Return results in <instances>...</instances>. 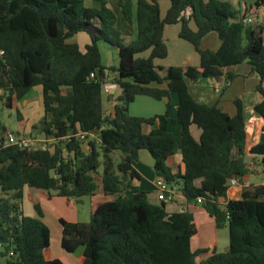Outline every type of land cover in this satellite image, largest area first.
I'll list each match as a JSON object with an SVG mask.
<instances>
[{"label":"trees","instance_id":"16d2710c","mask_svg":"<svg viewBox=\"0 0 264 264\" xmlns=\"http://www.w3.org/2000/svg\"><path fill=\"white\" fill-rule=\"evenodd\" d=\"M95 1L93 8L85 0H0V100L13 110L40 87L45 116L34 130L46 140L40 148L6 145L9 133L24 135L10 132L0 116V257L7 264H64L47 258L50 228L24 213V188L30 187L78 203L99 190L107 198L92 207L89 223L61 221L63 249L82 247L84 264H264V184L221 203L229 182L248 175L258 157L264 168V127L249 164L242 100H235L231 116L218 103H199L189 89V82L220 78L224 69L247 63L259 78L256 90L263 100L254 111L264 120V24L245 25L223 0H169L164 19L163 0H119L127 35L135 26L125 44L108 1ZM255 6L264 8V0ZM177 24L180 39L198 53V66H156L168 57L166 26ZM80 33L91 40L84 52L71 42ZM211 33L221 42L215 51L201 47ZM103 43L118 52L117 67L103 65ZM110 79L120 95L107 115L103 89ZM172 93L179 97L172 122L182 126L180 136L167 128ZM138 96L165 101V114L132 116ZM17 123L25 125L18 108ZM192 125L202 130L198 141ZM141 151L150 153L156 178L185 198L183 211L168 213L166 202L151 203L134 185L141 179L134 167ZM198 199L216 227L229 230L228 250L214 249L199 262L210 251L191 248L198 233L191 207ZM34 207L42 216L40 206Z\"/></svg>","mask_w":264,"mask_h":264},{"label":"crops","instance_id":"0c3cea01","mask_svg":"<svg viewBox=\"0 0 264 264\" xmlns=\"http://www.w3.org/2000/svg\"><path fill=\"white\" fill-rule=\"evenodd\" d=\"M109 3L110 9H112L116 16H117V27L124 32L126 35H123L124 38V43L125 44H130L131 42H127L125 40V36H128L129 28L127 22L124 20L121 10L119 8V0H107ZM226 1V0H223ZM238 4L240 3L239 0H236ZM228 2V1H227ZM233 2V1H232ZM86 6L88 7H97V3L95 0H88L86 3ZM171 5V4H170ZM256 7V6H255ZM237 11L241 10L240 5L236 7ZM250 7V11L253 10ZM249 10L248 8L245 9V11ZM168 12V11H167ZM167 15V13H166ZM162 17V16H161ZM166 17V16H165ZM244 16H242L239 19H242ZM164 19V18H162ZM168 27H174L175 30L173 32L179 37L181 26L180 24L177 25H169L166 26L165 29V34L168 31ZM131 33V37L133 38V35L135 34V26L133 27V32ZM129 33V34H130ZM212 34V33H211ZM216 34V33H215ZM217 35V34H216ZM208 36V35H207ZM218 37V36H217ZM182 40V39H180ZM71 42L78 43L80 49L84 52L85 48L87 45L91 43L90 37L86 33H80L73 37L71 39ZM221 42L218 38L217 42V48L216 50L220 47ZM194 48V47H193ZM197 53V52H196ZM149 54H146L148 56ZM165 60V59H163ZM157 60L155 61L156 66L161 67V65L158 63ZM200 62V57L197 53V60L194 59L193 56H189L187 59V66H198ZM103 63V61H102ZM104 66L108 67L103 63ZM185 66H176V67H187ZM242 66V67H240ZM171 67V66H169ZM240 69H243V71H238V72H244V75H241V73H231L230 68L224 69L223 70V75L220 78H207V79H201L197 83L189 82V89L192 95L195 97V99L202 104H207V105H212L218 103L219 106L229 115L234 116L236 114V106L234 104L235 100H242L243 107H244V114L246 116V112L249 110V113L252 115V118L250 121H246V131H247V147H246V155H247V160L250 164L252 158L250 156V150L251 148L256 145L260 141V136L264 127V120L254 111V107L262 102L263 96L257 92L256 87L259 84V78L258 76L252 72V68L249 64L244 63L241 65H238ZM165 68L166 67H162ZM168 68V67H167ZM228 74H234L235 77L233 80L229 79ZM243 74V73H242ZM162 76V75H161ZM164 76V75H163ZM243 78L247 79L249 78L250 80L244 81V88H243V97L242 99L239 97H230L228 102L230 103L229 107H225L224 102H225V94L227 90L231 87H233L236 79L238 78ZM249 81L250 84L247 86L246 82ZM110 84L112 86V95L113 97L106 98V103H105V109L106 111H110L113 108L114 101L117 99V97L120 95V90L119 88L113 83V81L110 80ZM228 88V89H227ZM141 97V98H140ZM108 98V99H107ZM140 98V101L143 99H153L147 96H138L134 103L137 101V99ZM42 100V89L37 87L31 90L29 95L23 100L22 106L27 108L29 105L35 102H39ZM154 100V99H153ZM139 101V100H138ZM152 100H148V102L143 101V104H145L146 107H148L149 112L152 110L151 107L156 106ZM157 101V100H155ZM43 102V101H42ZM162 103L164 106L158 107L157 110H160V114L158 115H163L166 112V102L165 101H158ZM16 108L22 109L21 104L19 102H16L15 104ZM178 106H179V97L178 94L172 93L171 95V109H170V117L167 122V128L168 131H170L172 134L175 136H180L182 133V126L179 124H173L172 120L177 117V111H178ZM162 107V108H161ZM165 107V111H164ZM162 110V111H161ZM23 112L26 113L24 110ZM137 116V115H136ZM141 117V116H138ZM146 117V116H145ZM246 120V117H245ZM254 120L255 124L253 126H248V124ZM191 133L193 137L198 141L200 140V137L202 135V130L199 129L196 125L191 126ZM19 131L24 134L27 131V126L25 127H19ZM39 141H42L45 143V137L41 135V138L38 139ZM142 152V151H141ZM141 159V156H140ZM139 159V160H140ZM181 156L177 155L174 158L175 161V167L180 164ZM261 162V157L257 158V163L253 164L251 163L249 165V174L246 175L241 181H238V183L234 186H229V189L227 191V196L223 199H221L222 204H226L230 200H238L242 196L243 189L252 185H263L264 184V168L263 166H259ZM140 163V161H139ZM142 164L134 163L135 169L140 173L141 179L140 180H134V185L140 188V190L147 192L148 193V198L151 203L153 204H160L161 202L158 201L157 198V192H156V175L153 171L148 172L146 170V167L140 166ZM146 178L149 181L146 180ZM260 179V180H259ZM201 181H197L196 185H200ZM171 199L166 202V210L168 213H176V212H181L185 209L186 207V201L185 198L182 197L180 194H178L176 189H173L171 191ZM106 197H104L103 193L101 190H99L94 197H91V205H90V210L92 209L93 206L101 204L106 201ZM83 201V200H82ZM27 202L29 203V208L26 209V204ZM84 202V201H83ZM38 204L42 210V216H40L37 211L35 210L34 205ZM78 201L73 198H64V197H59L54 193L48 192L46 190H39V189H34L30 187H25L24 188V197H23V206H24V213L26 216L33 217V218H40L43 220V222L50 228L51 233H52V238H51V249L50 253L48 255V259L50 260H61L64 264H84V255H83V248H78L76 251L70 253L63 249L62 247V239H63V226L61 221L64 220L68 223H84L87 224L89 222H81L79 220V216L76 215L75 211H73V214L71 209H76L78 205ZM191 211L194 213V219L195 223L198 228V233L197 235L192 239L191 241V248L193 251H196L198 249H205L210 251L208 254L200 255L197 257V262H199L202 259H205L207 256L212 254V251L214 249L217 250V252H225L229 248V230L228 228H222L218 229L215 224L214 218H212L201 206V204H197L195 206L191 207ZM91 214V213H90ZM50 224H53L54 226L57 225L56 231H53L52 227ZM59 225V226H58ZM199 226H203L204 228H208L209 230H213L215 227V230H222L224 231L226 235V240L223 243L224 245V251H221L219 249L218 242L212 243V241H207L203 240V242H200L199 239ZM56 237V238H55ZM54 238L57 239L58 242V247H61L58 252L54 251L53 243ZM54 241V242H53ZM197 241V243H196Z\"/></svg>","mask_w":264,"mask_h":264},{"label":"rangeland","instance_id":"374dc122","mask_svg":"<svg viewBox=\"0 0 264 264\" xmlns=\"http://www.w3.org/2000/svg\"><path fill=\"white\" fill-rule=\"evenodd\" d=\"M85 1H86V3L88 2V0H85ZM226 1H228L232 5V10L237 14L238 19L241 18L242 16L249 15L250 7H252L251 9L255 8V0H239L240 1L239 4L236 0H226ZM239 5L241 7V10L237 11L236 7ZM169 8H170V1L169 0H163L160 2V9H161L162 18H165L166 13L169 10ZM246 8H248L249 10L245 11ZM173 30H175L174 27H168V31L166 32V35L164 37V41H165L167 48H168V57L165 60L158 61V63L161 65V67L167 68L169 66H174V67L185 66V65L187 66L186 63H187V59L189 58V56H193L194 59L197 60V53H196L195 49L193 48V46L187 41L180 40L178 38V36L173 32ZM132 39L133 38L129 35L125 36V40L127 42H131ZM217 42H218L217 35L215 33H212V34H209L208 36H206L202 40L201 47L203 49H209V50L215 51L217 48ZM101 52H102V61L105 65H107L108 67H111V68L118 66V64H119L118 52L115 49H113L112 47L103 43L101 45ZM240 67H242V66H240ZM240 67H238V66L232 67V68H230V72L231 73H241V75H244V72H238V71H243V69H240ZM159 73L162 76L165 75V71H159ZM246 80H250V79L247 78ZM246 80L243 79L242 77L238 78V79H236L233 87H231L229 89L227 88L228 90L225 94V102H224L225 107H227V108L229 107L230 103L228 102V100L232 96L233 97H239L242 99L244 81H246ZM246 84L248 86L250 84V82L247 81ZM35 88H37V87H35ZM140 98L137 99V101L135 103L133 102L130 105V114L132 116H136V115H137V117L138 116H141V117L146 116L145 118H149V117H154V116L162 113V112H160V110H157L158 107L164 106V105H162V103L155 101L153 99H148V100H152L151 102H153L156 105V106L151 107L152 110L149 112L148 107H146L145 104H143V101L148 102V100L143 99L142 101H140ZM22 102H23V100L19 101V104H21V106H22ZM24 110L26 111V113L23 112ZM20 111H21V114L23 115L24 120H25V125L23 127L27 126V131L23 135L26 138H30V139L31 138L32 139L41 138V134H39L37 131H35L34 128L39 125V123L41 122V120L45 116L42 100H40L39 102L32 103L27 108L22 106V109H20ZM164 111H165V107H164ZM0 116H1V120L3 121L4 125H6V127L9 129L10 132L19 131L20 126L17 123V108H16V106L13 110H9L3 105V103L0 100ZM245 117H246V121L248 123V121H250V119L252 118V115L249 113V110L246 112ZM254 124H255V122H254V120H252L248 124V126H253ZM146 131H147V129H146ZM140 156H141V159H140ZM139 159L136 163L142 164L140 166L146 167V170L148 172L153 171L154 161H153V159H152V157L148 151L140 152ZM139 161H140V163H139ZM170 164L171 165L173 164V160L170 161ZM146 180L150 182V180H148L147 178H146ZM83 201L77 205L76 209L75 208L71 209V211H72L71 214H73V211H75L76 215L79 216V220L81 222H89L90 217H91V214H90L91 213L90 197L83 198ZM29 207H30L29 203L27 202L26 209H28ZM50 225H51L53 231H56L57 225L56 226H54L53 224H50ZM199 227H200L199 228L200 242H203V240L212 241V243L218 242L219 249L221 251H224L223 243L226 240V235H225V233H223L224 231L215 230V227L213 230H209L208 228H204L203 226H199ZM55 238H54L55 242L53 241L54 242L53 247H55L54 251L58 252V250H60L61 247H58V242H57V239H55ZM196 243H197V241H196ZM80 248H82V247H80ZM1 251H3V248L0 247V252ZM6 261H7V258L0 257V264H7Z\"/></svg>","mask_w":264,"mask_h":264},{"label":"built area","instance_id":"2783aa9c","mask_svg":"<svg viewBox=\"0 0 264 264\" xmlns=\"http://www.w3.org/2000/svg\"><path fill=\"white\" fill-rule=\"evenodd\" d=\"M242 21L245 25H263L264 24V8H257L255 7L253 10L250 11L249 15L244 16L242 18ZM91 77H95L94 73H91ZM111 80V79H110ZM110 80L107 81L106 85L103 89L104 96L109 97L112 95V86L110 84ZM110 111H107L106 114L108 115ZM6 145L11 146H19L20 148H40L45 143L42 141H39L38 139H30L26 138L25 136H18L14 133H9L5 140ZM238 183L237 180L233 179L229 182V186H234ZM171 188L165 183L162 179L156 180V192H157V198L160 202H168L172 195H171ZM169 194V195H168ZM198 203L202 204V200L198 199Z\"/></svg>","mask_w":264,"mask_h":264},{"label":"water","instance_id":"95a60500","mask_svg":"<svg viewBox=\"0 0 264 264\" xmlns=\"http://www.w3.org/2000/svg\"><path fill=\"white\" fill-rule=\"evenodd\" d=\"M169 195V194H168Z\"/></svg>","mask_w":264,"mask_h":264}]
</instances>
